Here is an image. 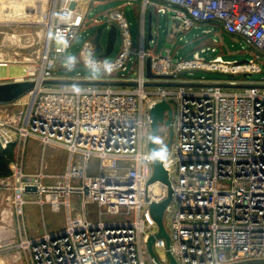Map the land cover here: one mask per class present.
Listing matches in <instances>:
<instances>
[{
	"label": "built area",
	"instance_id": "built-area-1",
	"mask_svg": "<svg viewBox=\"0 0 264 264\" xmlns=\"http://www.w3.org/2000/svg\"><path fill=\"white\" fill-rule=\"evenodd\" d=\"M85 1L50 0L39 22L45 28L39 65L28 66L18 78L34 85L23 95L22 108L0 115V149L13 145L18 153L32 139L42 152L49 144L66 152L60 174L45 172L42 163L24 172L14 159L10 173L0 178V187L11 191L19 221L14 247L30 264H169L167 253L176 264H264V77L248 84L230 80L226 86L234 88L156 84L173 83L179 73L198 67L245 75L264 64L253 59L234 64L217 54L207 61L202 56L207 47L175 61L170 49L150 48L156 42L152 34L146 38L144 23L148 8L176 19L181 31L208 24L201 29L207 34L220 27L264 54V0H141L135 46L120 10L104 21L94 17L92 25L103 30L113 24L119 33L120 50L112 59L94 51ZM80 35L79 61L93 72L64 75L59 70L69 69L70 62L59 55ZM55 38L61 46L52 45ZM146 58L152 74L173 78L147 77ZM17 99L0 104L14 110ZM160 100L171 108L170 124L159 122L155 136L161 148L172 131L161 155L171 190L163 211L168 243L155 236L158 228L149 209L166 196L168 186L147 183L153 171L149 110ZM26 203L62 208L63 227L28 235ZM151 235L156 260L147 248Z\"/></svg>",
	"mask_w": 264,
	"mask_h": 264
},
{
	"label": "rangeland",
	"instance_id": "rangeland-1",
	"mask_svg": "<svg viewBox=\"0 0 264 264\" xmlns=\"http://www.w3.org/2000/svg\"><path fill=\"white\" fill-rule=\"evenodd\" d=\"M128 0H93L92 4L83 3L82 7H88L90 16H97L102 21L105 19V13L110 10H120L126 20L129 22L128 33L135 46L139 38V24H140V7L141 0H130L131 4H125ZM19 7V13H30L29 16L24 18H15V21H11V24H5L0 22V38L7 35L14 36V42H7V46L14 45V48L10 50V54H13L12 61L18 64H9L8 66H0V73L3 71H9L13 74H23L24 71L20 64L24 66L35 67L40 62V52L44 43L45 28L41 25V19L43 14L46 15L49 12L50 0H20L9 1L2 4L0 8H8L14 5ZM38 5H41L39 7ZM145 11H149L146 8ZM33 15V16H30ZM17 17V16H16ZM39 21V22H36ZM97 25H90L88 28L89 35L95 32ZM202 25L195 29L192 28L189 31L180 30V22L172 18L170 15H156L153 13L151 20V31L156 43L152 42L150 48L158 50L170 49L173 53V60L178 58H190L192 53L199 48L207 47V50L202 53L205 60H210L214 55H220L225 61L233 62L234 64H240L239 61H248L253 59L255 63L260 65L264 64V54L257 48L247 44L241 37L232 35L220 27H213L210 34H204L201 29ZM146 28V26H145ZM176 29V31L173 29ZM107 29L103 28L100 36L101 45H105ZM7 38V37H6ZM82 42V36H76L70 41L63 56V60L70 62V68L59 70L64 75L72 76L77 71L82 75L92 74L93 70H87L79 61V49ZM53 46H61V39L55 38L52 41ZM214 48L213 51L210 48ZM120 49V37L117 31L116 39L111 53L105 57L106 59H112ZM199 69L194 72L183 71L180 76L173 78L177 83H202L211 84L217 83L224 85L225 88H234L233 86H226L229 81H235V84H248L254 83L264 77V69L259 72H252L249 74H242L239 72H219L218 70H209L205 68ZM231 74V76L229 75ZM23 96V95H22ZM20 97L16 101L14 106V112L22 108L18 106L20 103L27 99L26 96ZM8 110L0 105V115H7ZM12 111L10 112V114ZM42 153V157H41ZM41 158H43V169L47 173L60 174L63 171L66 152L61 147L55 145H47L42 152L41 145L32 140L26 139L24 148L20 151L13 152L10 160L18 159L19 163L23 166V170L28 172H34L40 166ZM9 160V161H10ZM8 161V163H9ZM8 167V164H7ZM3 175H0L2 178ZM8 193V195H7ZM10 194L7 190L0 189V264H15L13 262V256L18 252L14 245L16 243V237L13 235V216L9 215V211H6L9 202L7 201ZM75 195L71 197V207H77ZM25 218L28 222L30 229L37 230L40 234L43 232V223L45 229L49 232L56 231L64 225V210L60 208L58 211H51L48 205H44L42 210L40 207L27 204L24 207ZM41 210V211H40ZM8 212V213H7ZM12 223V224H11ZM15 226V225H14Z\"/></svg>",
	"mask_w": 264,
	"mask_h": 264
},
{
	"label": "water",
	"instance_id": "water-1",
	"mask_svg": "<svg viewBox=\"0 0 264 264\" xmlns=\"http://www.w3.org/2000/svg\"><path fill=\"white\" fill-rule=\"evenodd\" d=\"M151 11L149 10L147 13V39L151 38ZM102 34V28L101 27H97L95 29V35L93 37L94 40V51L101 57H107L111 51L113 50V46L115 43V39H116V27L115 25H111L108 29H107V34H106V41H105V45L102 46L100 43V36ZM240 63L242 62H246L245 60H241L239 61ZM264 69V66H263ZM199 69H193L190 70L189 72H194L197 71ZM145 72H146V76L150 77V78H157V79H164V78H173L172 75H155L152 74L150 71V66H149V58L145 59ZM181 74V73H180ZM179 74V76H180ZM231 76V74H229ZM51 82H63L61 80H52ZM156 84L159 85H196L197 83H177V82H173V83H165V82H157ZM34 85L33 80L30 79H14V80H9V81H1L0 82V103H9L12 102L14 100H16L17 98L21 97L22 95L26 94L30 89H32ZM227 85V84H225ZM164 111L167 112V119L165 121H163V113ZM149 117H150V125H151V137L149 139V150L152 154V175L151 177L148 179L147 183L153 182L155 180L160 181L161 183L165 184L168 186L167 188V194L166 196L160 200L159 202H152L150 203V213L152 218L154 219L158 231L156 233L155 236H162L166 243H168V237L167 234L164 230L163 227V211L164 208L166 206V204L169 202V199L171 197V190L169 188V182H168V178H167V173L166 170L163 168L162 166V160H161V155L162 152L169 146V143L171 141L172 138V131L171 129H169L168 132V140L167 142L161 147V148H157L155 145V136L158 132V123L159 122H163L164 125H169L170 124V119H171V108L169 106V104L165 101V100H160L156 103H154L152 105V107L149 110ZM26 189H34V187H26ZM153 235L149 236L148 240H147V248L148 251L151 255V257L156 260L155 254L152 250V241H153ZM168 257L170 260L169 264H176L174 259L171 257V255L169 253ZM251 263H254V261H252ZM234 264H242V263H234Z\"/></svg>",
	"mask_w": 264,
	"mask_h": 264
},
{
	"label": "crops",
	"instance_id": "crops-1",
	"mask_svg": "<svg viewBox=\"0 0 264 264\" xmlns=\"http://www.w3.org/2000/svg\"><path fill=\"white\" fill-rule=\"evenodd\" d=\"M9 1H12V0H9ZM13 1H20V0H13ZM85 3H87L88 5H89V3L92 4V7H94V5H95V3L93 2V0H86ZM17 4L15 2L14 5H11L8 8H5V7L0 8V22L3 21V23H5V24H11L12 23L11 21H15V18H24V17L29 16V14H30L29 12L28 13L24 12V14L23 13H19L18 12L19 7H16ZM125 4H127V1L125 2ZM88 7L89 6L82 7L83 8L82 10H85L87 12L86 13L87 14V20H88L87 21V24H86L87 27L90 26V25H92V22H91L90 19H92L94 17H97V16H90L89 15ZM111 11H113V10L107 11L105 13V15L108 14L109 12H111ZM140 11H141V7H140ZM147 13H148V11H145V15H144V23H145V26H146V28H145L146 38H147ZM151 15H153V13ZM30 16H33V15H30ZM151 20H152V18H151ZM36 22H39V21L36 20ZM202 26H203L202 28H209L210 27L208 24H202ZM174 30L176 31L175 28L173 29V31ZM150 31H151V28H150ZM210 33H211V31L209 33H207V34H210ZM151 34H152V31H151ZM152 36H153V34H152ZM6 37L4 36V37L0 38V66H8L9 64H18V63H15V62L12 61L13 54L12 55L10 54V50H12L14 48V45H11L9 47L7 46V42H9V41L10 42L11 41L14 42V40H13L14 39V36H12V39H11V36H8L7 35ZM200 48H202V46ZM196 51H199V50H196ZM20 66L22 67V70L24 71L23 74H13V73H10L9 71H3V72L0 73V82L1 81H9V80L18 79V78L23 77L24 75H26V71H27V67L28 66H24L22 64H20ZM1 106L4 107V105H1ZM5 109L8 110V112H6V114H10V112L13 111V109H11L9 107H5ZM41 157H42V153H41ZM10 161H12V160H10ZM10 161H9V163H10ZM9 163H8V169H9ZM41 163L43 164V159L41 160L40 165H41ZM20 166H21V169L23 170V166L21 165V163H20ZM39 167H38V169H39ZM9 172H10V170H9ZM24 172H28V171L25 170ZM0 189L7 190L9 192V194H11V191L9 189H6L5 187H0ZM7 195H8V193H7ZM9 198H10V196H9ZM9 198L7 200L9 202V205L6 208L7 209L6 211H9V215L13 216V219L14 220H12V221H14L13 222L14 224H13V227L11 229L13 231L14 237H17L18 232L20 231L19 221H18V218L13 214L12 205L10 203ZM27 204L34 205L36 207H40L39 205H36L34 203H26L25 205H27ZM25 205L23 206L24 229H25V231L27 232L28 235L38 234L37 233V230L38 229L37 230H33V229H30L29 226H28V222H27V220L25 218V212H24L25 211V209H24ZM40 209L42 210L41 207H40ZM43 229H45L44 223H43ZM17 252L18 253L13 256V262L15 264H30V262H29V260L27 258V255L25 253H23V251L17 250Z\"/></svg>",
	"mask_w": 264,
	"mask_h": 264
},
{
	"label": "trees",
	"instance_id": "trees-1",
	"mask_svg": "<svg viewBox=\"0 0 264 264\" xmlns=\"http://www.w3.org/2000/svg\"><path fill=\"white\" fill-rule=\"evenodd\" d=\"M13 145L8 146L6 149H0V175H8L9 169L7 167L8 161L12 158Z\"/></svg>",
	"mask_w": 264,
	"mask_h": 264
},
{
	"label": "bare ground",
	"instance_id": "bare-ground-1",
	"mask_svg": "<svg viewBox=\"0 0 264 264\" xmlns=\"http://www.w3.org/2000/svg\"><path fill=\"white\" fill-rule=\"evenodd\" d=\"M4 3H6V0H0V6L2 5V4H4ZM39 7H41V5H38ZM10 36V35H9ZM218 61V60H217Z\"/></svg>",
	"mask_w": 264,
	"mask_h": 264
}]
</instances>
